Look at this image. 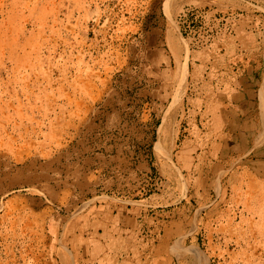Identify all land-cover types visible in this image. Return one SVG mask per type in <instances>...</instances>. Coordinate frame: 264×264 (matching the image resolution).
<instances>
[{"label": "rangeland", "instance_id": "obj_1", "mask_svg": "<svg viewBox=\"0 0 264 264\" xmlns=\"http://www.w3.org/2000/svg\"><path fill=\"white\" fill-rule=\"evenodd\" d=\"M193 263L264 264V0H0V264Z\"/></svg>", "mask_w": 264, "mask_h": 264}, {"label": "bare ground", "instance_id": "obj_2", "mask_svg": "<svg viewBox=\"0 0 264 264\" xmlns=\"http://www.w3.org/2000/svg\"><path fill=\"white\" fill-rule=\"evenodd\" d=\"M188 258L193 261V260H197V256H195L194 252L191 251L189 254H188ZM193 264H196V263H193Z\"/></svg>", "mask_w": 264, "mask_h": 264}, {"label": "crops", "instance_id": "obj_3", "mask_svg": "<svg viewBox=\"0 0 264 264\" xmlns=\"http://www.w3.org/2000/svg\"><path fill=\"white\" fill-rule=\"evenodd\" d=\"M257 106H258V105H257ZM258 107H259V106H258ZM190 252H191V251H190ZM190 252H189V253H190Z\"/></svg>", "mask_w": 264, "mask_h": 264}]
</instances>
